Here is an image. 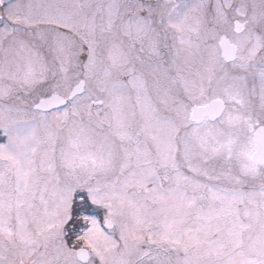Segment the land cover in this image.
<instances>
[{
  "label": "snow or ice",
  "instance_id": "obj_1",
  "mask_svg": "<svg viewBox=\"0 0 264 264\" xmlns=\"http://www.w3.org/2000/svg\"><path fill=\"white\" fill-rule=\"evenodd\" d=\"M0 264H264V0H0Z\"/></svg>",
  "mask_w": 264,
  "mask_h": 264
}]
</instances>
